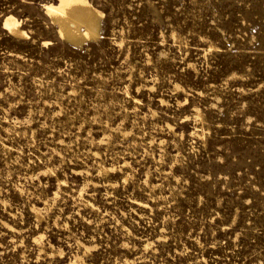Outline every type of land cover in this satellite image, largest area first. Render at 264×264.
Listing matches in <instances>:
<instances>
[{
    "label": "rangeland",
    "instance_id": "374dc122",
    "mask_svg": "<svg viewBox=\"0 0 264 264\" xmlns=\"http://www.w3.org/2000/svg\"><path fill=\"white\" fill-rule=\"evenodd\" d=\"M49 2L0 0V264H264V0H87L80 44Z\"/></svg>",
    "mask_w": 264,
    "mask_h": 264
},
{
    "label": "bare ground",
    "instance_id": "6f19581e",
    "mask_svg": "<svg viewBox=\"0 0 264 264\" xmlns=\"http://www.w3.org/2000/svg\"><path fill=\"white\" fill-rule=\"evenodd\" d=\"M43 9L56 24L58 34L69 43L80 44L99 35V18L87 0H56L43 4ZM2 29L13 37H24L20 23L12 15L3 18Z\"/></svg>",
    "mask_w": 264,
    "mask_h": 264
}]
</instances>
